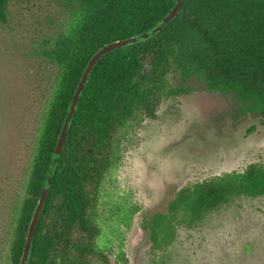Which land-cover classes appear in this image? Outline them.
<instances>
[{"label":"trees","instance_id":"16d2710c","mask_svg":"<svg viewBox=\"0 0 264 264\" xmlns=\"http://www.w3.org/2000/svg\"><path fill=\"white\" fill-rule=\"evenodd\" d=\"M12 0H0L6 23ZM67 32L49 40L41 56L58 67L37 154L21 207L13 263L19 264L55 148L77 85L105 45L150 32L176 0H65ZM231 97L236 117L264 118V0H184L178 17L150 39L107 54L81 95L42 214L28 264H109L96 249L100 230L93 207L103 177L127 131L156 117L161 103L193 90ZM264 197V165L254 163L182 188L166 214L145 220L153 248L184 222L197 223L238 198Z\"/></svg>","mask_w":264,"mask_h":264},{"label":"rangeland","instance_id":"374dc122","mask_svg":"<svg viewBox=\"0 0 264 264\" xmlns=\"http://www.w3.org/2000/svg\"><path fill=\"white\" fill-rule=\"evenodd\" d=\"M65 0H12L0 22V264H14L21 207L58 67L41 53L72 21ZM193 90L127 131L93 207L109 264H264V197L238 198L153 248L144 228L189 185L264 165V118L236 117L231 97ZM102 264V263H96Z\"/></svg>","mask_w":264,"mask_h":264},{"label":"water","instance_id":"95a60500","mask_svg":"<svg viewBox=\"0 0 264 264\" xmlns=\"http://www.w3.org/2000/svg\"><path fill=\"white\" fill-rule=\"evenodd\" d=\"M183 3H184V0H176L174 7L170 11V13L164 18L162 23L158 25L157 27H155L154 29H152L150 32L144 33L138 36L130 37L128 39L111 42L105 45L104 47H102L101 49H99L89 60L81 76V79L77 85L76 91L74 93L73 99L71 101L68 113L64 121L63 127L58 137L55 152H54L55 156L51 162V167L48 170V173L46 176V182L43 186L40 198L38 200V204L33 213L31 222L29 224L26 242H25L23 254H22L19 264H28L30 261V256L32 253L33 243L36 237L37 229H38L42 214L44 212L45 205L47 203L49 193L51 190V186L54 180L55 168L57 167L59 163L60 157L63 154L64 147L68 140L69 133H70V130H69L70 124L76 115L77 107L80 103L81 95L85 91L86 86L89 82L90 76L93 74L96 66L103 59V57H105L107 54L113 51L128 47L129 45L137 44L142 40L146 41L150 39L151 37L157 35L158 33L162 32L167 25H169L172 21H174L178 17L179 13L182 10Z\"/></svg>","mask_w":264,"mask_h":264}]
</instances>
